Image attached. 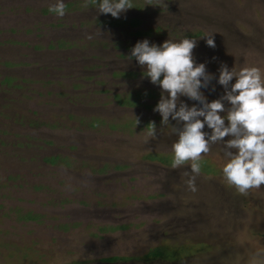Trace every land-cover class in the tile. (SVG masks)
<instances>
[{
  "label": "rangeland",
  "instance_id": "1",
  "mask_svg": "<svg viewBox=\"0 0 264 264\" xmlns=\"http://www.w3.org/2000/svg\"><path fill=\"white\" fill-rule=\"evenodd\" d=\"M0 264H264V0H0Z\"/></svg>",
  "mask_w": 264,
  "mask_h": 264
},
{
  "label": "trees",
  "instance_id": "2",
  "mask_svg": "<svg viewBox=\"0 0 264 264\" xmlns=\"http://www.w3.org/2000/svg\"><path fill=\"white\" fill-rule=\"evenodd\" d=\"M136 22L135 21H133L132 22V25H134ZM168 53V52H167ZM155 156V155H154ZM154 156H151V157H149V159L150 160H159L160 162H163V163H166L167 161H164V160H160V159H157L156 157H154ZM152 257H154V255H152ZM113 259H115V258H113ZM112 259V260H113Z\"/></svg>",
  "mask_w": 264,
  "mask_h": 264
}]
</instances>
